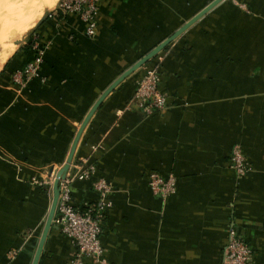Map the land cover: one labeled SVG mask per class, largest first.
<instances>
[{"label": "crops", "instance_id": "1", "mask_svg": "<svg viewBox=\"0 0 264 264\" xmlns=\"http://www.w3.org/2000/svg\"><path fill=\"white\" fill-rule=\"evenodd\" d=\"M212 1L103 0L93 38L55 10L28 31L0 67V264H31L53 198L43 182L103 93ZM34 35L49 48L40 78L18 89ZM158 55L168 107L125 110L140 69L107 94L72 158L96 167L72 184L74 208L96 203L97 180L110 185L109 264H221L231 233L264 264V0H223ZM235 147L250 166L241 178ZM151 175L173 191L155 194ZM53 225L38 264H69L74 247Z\"/></svg>", "mask_w": 264, "mask_h": 264}, {"label": "built area", "instance_id": "2", "mask_svg": "<svg viewBox=\"0 0 264 264\" xmlns=\"http://www.w3.org/2000/svg\"><path fill=\"white\" fill-rule=\"evenodd\" d=\"M102 2L103 0H60L58 12L62 15L78 17L85 25L84 35L87 38H93L96 35L97 16ZM30 48L33 51L32 60L11 77L18 89H23L31 80L40 78L49 43L34 35L30 41ZM162 61L163 58L157 55L154 61H149L140 68L135 90L125 110L137 109L144 115L150 116L168 107V97L160 89ZM63 166H53L46 181L43 182L51 196L53 195V184L58 179V173ZM230 166L238 178L244 177L250 169L239 147H235L231 152ZM95 171V165L88 158H81L75 164L71 162L64 178L58 179L59 195L53 222L74 247L69 264H83L85 259H90L96 264H109L104 256L100 235L103 219L111 207L108 200L111 192L110 185L103 180L96 181L95 190L98 198L94 205L86 206L82 211H78L72 204V184L77 181L90 180ZM150 186L155 194L165 197L173 191L172 184L158 175H151ZM251 260L250 248L231 233L224 248L221 264H250Z\"/></svg>", "mask_w": 264, "mask_h": 264}, {"label": "bare ground", "instance_id": "3", "mask_svg": "<svg viewBox=\"0 0 264 264\" xmlns=\"http://www.w3.org/2000/svg\"><path fill=\"white\" fill-rule=\"evenodd\" d=\"M58 1L12 0L4 4L0 0V67L20 47L28 31L54 10Z\"/></svg>", "mask_w": 264, "mask_h": 264}, {"label": "water", "instance_id": "4", "mask_svg": "<svg viewBox=\"0 0 264 264\" xmlns=\"http://www.w3.org/2000/svg\"><path fill=\"white\" fill-rule=\"evenodd\" d=\"M223 0H213L212 2H210L209 4H207L201 11H199L196 15H194L190 20H188L185 24H183V26L178 29L173 35H171L170 37H168L165 41H163L161 44H159L158 46L154 47L149 53H147L145 56H143L141 59H139L134 65H132L129 69H127L101 96V98L99 99V101L97 102V104L94 106V108L90 111L88 117L85 119V121L83 122L75 140L74 143L71 147V151H70V155L67 159V161L65 162L64 166L62 167V169L59 171L58 173V179L64 178V174L65 172L68 170L69 165L72 162V158L76 149V145L78 142V139L80 137V134L82 132V130L84 129L85 125L87 124L88 120L90 119L91 115L93 114V112L96 110V108L98 107V105L101 103V101L107 96V94H109L117 85H119V83H121L126 77H128L130 74H133L134 72H136L138 69H140V67H142L143 65H145L146 63H148L150 60L154 59L160 52H162L174 39H176L180 34H182L187 28H189L191 25H193L194 23H196L199 19H201L206 13H208L211 9H213L214 7H216L217 5H219ZM48 16L45 15V17H43L39 22L41 23L46 17ZM58 179L54 182L53 184V198L51 201V205L47 214V217L45 219L44 222V228L42 230V233L40 235V238L38 240V244H37V248L35 251V254L33 256L32 262L31 264H38L42 250H43V246L45 243V240L48 236V232L50 230V228L54 227V217H55V212H56V206H57V201H58V195H59V190H58Z\"/></svg>", "mask_w": 264, "mask_h": 264}, {"label": "rangeland", "instance_id": "5", "mask_svg": "<svg viewBox=\"0 0 264 264\" xmlns=\"http://www.w3.org/2000/svg\"><path fill=\"white\" fill-rule=\"evenodd\" d=\"M13 1H14V0H13ZM59 1H60V0H59ZM59 1H58V3H59ZM6 2L10 4V2H12V0H9V1L7 0ZM6 2H5V0H4V4H6ZM58 3H57V4H58ZM57 4H56V7H57V8L55 7V8H54L55 11L53 10L54 13H57V12H58V6H57ZM2 6H4V5H2ZM2 10H3V9H2ZM2 10H1V11H2ZM53 11H52V12H53ZM27 41H28V40H26V42H27ZM6 59H7V58H6ZM4 62H5V60H4Z\"/></svg>", "mask_w": 264, "mask_h": 264}, {"label": "trees", "instance_id": "6", "mask_svg": "<svg viewBox=\"0 0 264 264\" xmlns=\"http://www.w3.org/2000/svg\"><path fill=\"white\" fill-rule=\"evenodd\" d=\"M155 58H156V57H155ZM155 58H154V59H152V60H150V62H151V61H154V60H155ZM146 64H147V63H146ZM139 74H140V73H139ZM138 78H139V77H138ZM137 80H138V79H137ZM73 249H74V248H73ZM73 252H74V250H73Z\"/></svg>", "mask_w": 264, "mask_h": 264}]
</instances>
